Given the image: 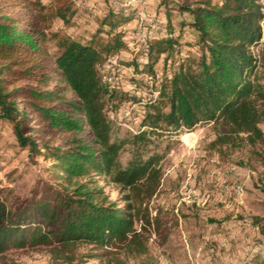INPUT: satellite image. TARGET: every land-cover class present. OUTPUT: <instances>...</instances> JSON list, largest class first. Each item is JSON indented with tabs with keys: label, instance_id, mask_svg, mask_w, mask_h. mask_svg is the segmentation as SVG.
Returning <instances> with one entry per match:
<instances>
[{
	"label": "trees",
	"instance_id": "1",
	"mask_svg": "<svg viewBox=\"0 0 264 264\" xmlns=\"http://www.w3.org/2000/svg\"><path fill=\"white\" fill-rule=\"evenodd\" d=\"M261 1L198 0L184 6L201 55L165 80L161 94L169 110L155 107L147 115L151 130L214 122L220 126L217 142L244 134L251 145H264V61L254 50L262 38ZM74 5V0L52 5L0 0V117L14 123L21 145L33 153L45 149L41 154L54 162L57 177L27 198L0 188V254L28 245L65 251L83 244L136 245L139 254L148 252L136 223L144 196L152 197L161 185L160 159L150 153V131L112 141L105 110L109 89L99 71L107 53L123 49L122 37L83 42L57 31L52 37L60 53L50 57L44 49L47 12L70 24ZM110 16L112 33L118 26ZM151 47L160 56L172 49L173 39ZM54 141L60 144L51 145ZM127 144L131 157L124 164ZM107 186L120 199H112ZM254 222L264 231L262 219Z\"/></svg>",
	"mask_w": 264,
	"mask_h": 264
},
{
	"label": "rangeland",
	"instance_id": "2",
	"mask_svg": "<svg viewBox=\"0 0 264 264\" xmlns=\"http://www.w3.org/2000/svg\"><path fill=\"white\" fill-rule=\"evenodd\" d=\"M196 1L74 0L70 24L47 12L44 49L50 57L60 53L53 32L83 42L93 37L106 42L116 33L122 37L123 49L107 53L99 65L109 89L105 110L111 139L123 141L150 131V153L160 159L161 185L152 197L144 196L136 223L147 253L139 254L136 245L119 249L83 244L65 251L28 245L0 254V264H264V231L254 222L256 217L264 222V145H251L244 134L229 143L217 142L220 126L214 122L153 131L147 120L155 107L169 110L161 94L165 80L201 55L192 15L184 8ZM42 2L52 5V0ZM110 14L118 26L112 33L106 18ZM164 39H173V47L158 56L151 44ZM254 50L264 61V21ZM261 70L264 81V66ZM260 127L264 133V121ZM129 148L127 144L121 153L124 164L131 157ZM44 151L38 147L33 153L21 145L14 123L0 117V188L27 198L41 193L47 183H57L54 162ZM106 192L112 199L121 197L110 186Z\"/></svg>",
	"mask_w": 264,
	"mask_h": 264
}]
</instances>
